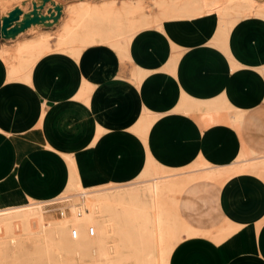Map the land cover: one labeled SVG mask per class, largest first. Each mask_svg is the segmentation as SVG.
Here are the masks:
<instances>
[{
	"label": "crops",
	"instance_id": "obj_1",
	"mask_svg": "<svg viewBox=\"0 0 264 264\" xmlns=\"http://www.w3.org/2000/svg\"><path fill=\"white\" fill-rule=\"evenodd\" d=\"M66 19L64 6L59 24H38L0 49L13 48L34 33L60 31ZM255 19L264 27L263 19L244 18L228 32L227 43L216 38L215 16L174 20L165 23V32L156 27L140 31L126 51L122 42L121 47H88L79 60L52 52L39 60L24 58L20 66L28 64L30 70L17 69L14 75L0 56V207L27 196L34 202L60 197L70 178L63 154L75 159L84 184L103 185L87 181L104 175L94 167L84 170L80 159L85 154L114 157L116 151L123 156L118 166L123 177L140 178L149 165L186 171L183 182L174 180L190 181L177 209L167 205L186 216L187 223L182 222L191 236L174 248L170 264H264V171L248 168L264 161V28L259 30ZM210 20L216 22L209 37L196 25L184 29L198 22L208 34ZM167 24L178 25L185 45L170 38ZM152 32L162 42L149 37ZM192 50L220 60L197 57L194 67V62L184 64ZM208 108L231 122H206ZM116 138L131 141L135 157H128L124 147L119 152ZM46 153L66 166L67 181L60 194L36 200L44 197L22 181L27 167L39 170ZM116 171L103 168L104 174ZM198 210L203 215L195 218Z\"/></svg>",
	"mask_w": 264,
	"mask_h": 264
},
{
	"label": "bare ground",
	"instance_id": "obj_2",
	"mask_svg": "<svg viewBox=\"0 0 264 264\" xmlns=\"http://www.w3.org/2000/svg\"><path fill=\"white\" fill-rule=\"evenodd\" d=\"M225 1L227 5L221 9H216L215 3L208 0H187L182 7H178L175 3L162 2L159 4L163 13L159 26L165 27L166 22L174 20H194L202 16H215L219 19L216 38L227 43L228 32L235 20L230 11L241 9L243 3H238L237 0ZM83 4L81 3L75 11H79L81 14L78 26L90 29L85 38L79 39L84 48L107 44L111 47H121V43L124 42L122 48L126 51L134 36L140 30L150 26L147 19L143 20L142 25L127 26V23L126 27L125 25L123 27L121 22L122 27L120 26L119 21L123 14L127 16V19L129 15L137 12L136 8L133 7H124L122 15L119 13L114 15L110 9H86ZM261 16L264 20V14ZM97 26L98 28H96ZM97 35L101 37V42H97L95 38ZM76 41L78 39L75 32L72 31L65 40L60 41V45L72 48ZM22 66L19 68L20 72L21 70H26V72L30 70V67H27L28 64L26 68ZM14 74L17 73H12V75ZM196 104L198 101L197 103H190V106L194 107ZM215 108L206 110L208 112L205 116L206 122H231L229 116H222ZM47 147L50 149L48 145ZM68 156L65 161L76 177L69 194L55 200L67 203L68 210L66 213L61 217H51L45 214L43 205L45 202L30 204L29 199L24 201L7 200L6 204L0 207V235L11 236L16 231L29 232L35 229L40 234L54 233L59 235L61 243L58 246L51 249H36L35 258L32 256V261L35 264H63L64 255L71 253L77 258L90 257L102 264H113L115 259L120 258L126 249L133 253L138 264H170L174 248L182 240L190 237L191 233L189 230L180 231L178 217L171 206L168 207L167 205L166 195L168 199H171L174 192L172 187L166 184L165 179L168 177H155L144 182L145 185L139 192H121V190L113 191V189L92 190L84 184L75 159L70 155ZM254 167L264 169V161L257 166H252L251 169L253 170ZM55 201L47 203H54ZM171 204L176 209L177 202L175 199L171 201ZM63 209L65 208L63 207ZM108 224L112 227L113 232L123 236V243L120 246L103 249L99 245L98 239L90 237L106 234ZM91 226L95 228L94 235L90 234ZM74 231L77 234L76 240L67 239L68 236H74ZM30 234L32 233L30 232ZM135 234L138 235L137 239L134 238ZM110 251L115 252V254Z\"/></svg>",
	"mask_w": 264,
	"mask_h": 264
},
{
	"label": "rangeland",
	"instance_id": "obj_3",
	"mask_svg": "<svg viewBox=\"0 0 264 264\" xmlns=\"http://www.w3.org/2000/svg\"><path fill=\"white\" fill-rule=\"evenodd\" d=\"M52 1L55 2L56 4L62 5L63 7L65 6V10L67 13V19L63 22L61 30L54 31L53 33H48V32L34 33L33 34L34 37L18 42L16 46L13 48L5 47V46L2 47V49H0V56L4 59L8 68H10L9 75L21 67L20 65H22V63L24 62L25 60L24 58L37 60L38 58L40 59L41 57L47 55L48 53H52V52L64 53V54H67L79 60L82 52L86 49L82 46V43L80 42L79 39L85 38L87 31L90 30V29H86V28H82L78 26V24H80L81 14L79 11L76 12L75 10L81 5V3H84L83 5H85L86 9H92V10L110 9L111 13H113L114 15L118 13L122 15L124 7L125 8L126 7L136 8L137 12L135 11L132 15H129L127 19H126L127 16H124V14L122 15L121 17L122 19H120L119 21L120 26H121V22L123 24V27L124 25L126 27L127 23H128L127 26L136 25V24L142 25L143 20L147 19V23H149L150 26L142 30L156 27L160 31L165 32V27L159 26V23L162 20V14H163L159 8V4H161L162 2L168 3V4L175 3L178 7H182L187 2V0H52ZM208 1L215 3L216 9L217 8L221 9L225 5H227L226 4L227 2L225 0H208ZM33 2L34 0H0V17L8 15V13L13 9L12 7L15 4H17L16 6H20L24 11H26L27 8L32 6ZM237 2L241 4L243 3V5L241 9H234L233 11H230V14H232L235 19L234 25L231 27V29L240 20L244 18L257 17L260 20L263 19L261 15L264 14V0H237ZM60 18L56 24L60 23ZM250 19H253V18H250ZM215 22L212 23L211 20L208 21V25H207L209 28L208 34L207 32H205V30H203V28L199 25L198 22L189 23L186 27H184V29H190L194 27V25H196L197 27L196 26L195 27L200 31V33L203 36L209 37L210 27L215 26ZM255 23L257 25V28H259V30H262L264 28V27L259 26L256 19H255ZM36 25L31 28L29 27L28 29L35 30L38 28V26ZM39 25H42V24H39ZM166 27H167V31L169 32V36L173 41L179 42L180 44L185 45L183 44L185 43V41L183 37L181 36V32L178 28V25L175 26V24H167ZM96 28H98V26ZM173 30L178 31V34H176L177 38L172 37L171 32ZM72 31L75 32L78 41L73 43L72 48H69L68 46H65V45H60V41L65 40L67 38V35ZM17 37L10 38V39L0 38V44L1 43H6V44L13 43L17 39ZM149 37H152V38L155 37L154 39L158 38L159 40L157 41L162 42V40H160L159 38L160 34L158 32L150 33ZM95 38L97 42H101L102 40L99 35H97ZM24 46H28L26 47L27 51ZM41 47L44 48L42 53L40 52ZM161 47L162 46H160V48ZM194 51L186 55L188 56V58L187 60H185L186 62L184 64L186 63L190 64L194 62V64L192 65V67H194L197 61V57L206 58L207 61H209V63H213V62L220 60V58L216 57V55L209 54V53L208 54L200 53L196 51L194 52ZM261 51L262 50H258V53ZM118 55L121 59H125L123 56H121V54L118 53ZM183 56L186 57L185 54ZM35 63L36 61H34L33 65ZM132 78L134 79V76H132ZM227 85L230 86L232 90H234V87H232L230 83H228ZM231 101H232V98H231ZM232 102L235 103L234 101ZM260 103L264 104V100H261ZM219 110L220 112L225 111L223 108H220V107H219ZM191 116L196 117L197 115L196 113H192ZM201 116L202 115H200V117ZM114 143H118V145L116 146L119 147L120 149L118 150L119 152H121L122 147H124L128 152L127 154L128 157H135L136 151L131 141L127 139L116 138L114 139ZM113 153H114V157L108 156L107 158L105 157L104 154L102 155L85 154L84 156H82V158L80 159V163H79L81 165V168L85 170L89 167H94L96 168L95 171L97 174L104 175L101 177H97L96 179L88 178L87 180L88 182L90 180L94 182L95 180L96 182H98L96 184H103V185H89L86 183L85 185H87L88 187H95V188L99 187L97 189H92V190L113 189V191L121 190V192H125V191L126 192L127 191L128 192L130 191L139 192L144 187L145 185L144 182L152 178H155V177L167 176L168 178L165 179L166 184L169 187H172L174 192L172 193L171 199H168L167 195L165 198L167 202H170V203L173 199H175L177 202V206H178L179 198L183 197V194L181 193L183 192L187 184H189L190 182L189 181L188 183H179V182H183L182 180L184 179V176H186L185 175L186 171H182V172L181 171L179 172L167 171V170L160 169L154 165H149L144 175L140 178H137L136 176L135 178L129 177V176L123 177L121 176L122 172H120V170L118 169V166L121 164V159L123 156L116 151ZM43 155H44V161L41 162L39 166V170H37L36 168H34L33 170L31 169V167H27L26 172H25L26 176L24 177L22 181V186L27 187L29 190L33 192H36L37 196L39 195V197H44V198H35L36 200H47V199L53 198L56 195L60 194L61 192L64 191L65 184L67 181L66 166L63 164V162L57 156L51 153L49 154L46 153ZM62 157L66 160L68 159L69 156L63 154ZM260 163L250 165L248 168L251 169L252 166H257ZM104 167H107L110 170L116 169L117 171L116 173H114V175L104 174L103 173ZM144 168L141 171H143ZM255 169L264 171V169H260L258 167L253 168V170ZM41 173L43 174L41 175ZM69 175H70L69 176L70 178H69L68 188L58 198L68 195L70 190L72 189V185L74 183L76 176L72 173L71 168H69ZM174 180L179 181V182H175ZM112 181H115V182H112ZM109 182H112V183H109ZM26 199H29L28 202L29 203L31 202L30 204L41 203V202L32 201L30 198H28V196ZM50 202H53V201H50ZM43 205L46 211L45 214L51 217H61L60 209H62L63 207L64 208L67 207L66 202H59V200L55 201L54 203L45 202V204ZM171 205L173 206V204ZM175 214L177 215L178 222L180 223L179 225L180 231L182 232L187 231L188 229L183 224V222L187 223L186 216H184L183 213H180V216H179L176 211H175ZM202 215H203V211L198 210L197 214L195 215L196 217L195 216L194 217L197 218V217H201ZM107 226L108 227L106 228V234H103L100 236L94 235V236H91L90 238L98 239V241H100L99 245L103 249L122 245L123 236L116 232H113V229L112 227H110V224H108ZM190 228H192V226H190ZM30 232L32 234H30ZM137 237L138 235L135 234L134 238L137 239ZM66 238L70 239L71 241H75L77 237L68 236ZM60 243H61V237L59 235H56L54 233L40 234L39 231H37L36 229L33 231H29V232L16 231L12 233L11 236L10 235L6 236V235L1 234L0 235V246H1L0 264H35L32 261L33 260L32 256L35 255L36 249L38 248L51 249V248L58 246ZM110 252L115 254V252L113 251H110ZM63 264H102V263H99L98 261H95L93 258H90V257L77 258L74 254L72 255L71 253V254L64 255ZM113 264H138V261L133 256V253L130 250L126 249L123 251L122 256L120 258L115 259Z\"/></svg>",
	"mask_w": 264,
	"mask_h": 264
},
{
	"label": "water",
	"instance_id": "obj_4",
	"mask_svg": "<svg viewBox=\"0 0 264 264\" xmlns=\"http://www.w3.org/2000/svg\"><path fill=\"white\" fill-rule=\"evenodd\" d=\"M48 3L52 6L46 9ZM62 11L63 6L52 0H34L29 11L15 6L8 15L0 17V38H16L21 32L36 24L51 27L58 22Z\"/></svg>",
	"mask_w": 264,
	"mask_h": 264
},
{
	"label": "built area",
	"instance_id": "obj_5",
	"mask_svg": "<svg viewBox=\"0 0 264 264\" xmlns=\"http://www.w3.org/2000/svg\"><path fill=\"white\" fill-rule=\"evenodd\" d=\"M67 210H68L67 207H65V209H63V208L60 209V215L63 216L66 213ZM73 234H74V236H76L77 235L76 234V231H74ZM90 234L91 235H94L95 234V228L93 226L90 227Z\"/></svg>",
	"mask_w": 264,
	"mask_h": 264
}]
</instances>
